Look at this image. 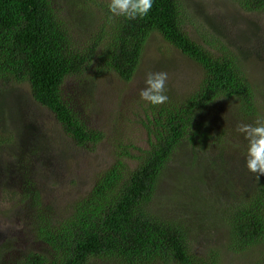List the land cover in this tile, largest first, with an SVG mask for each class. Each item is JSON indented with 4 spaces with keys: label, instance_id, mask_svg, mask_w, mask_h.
Listing matches in <instances>:
<instances>
[{
    "label": "trees",
    "instance_id": "1",
    "mask_svg": "<svg viewBox=\"0 0 264 264\" xmlns=\"http://www.w3.org/2000/svg\"><path fill=\"white\" fill-rule=\"evenodd\" d=\"M232 1L247 13L264 15V0ZM183 5V0H154L148 15L134 20L109 11L103 14L105 25L94 41L80 48L71 40L67 24L78 13L65 12L68 18L64 22L53 0H0V79L10 77L28 85L34 101L53 114L63 134L80 148L97 146L103 134L87 128L65 101L63 85L67 79L101 70L131 82L140 68L145 45L155 33L204 73L199 88L183 100L169 98L165 104L150 105L157 118L149 130L148 148L134 166L116 160L85 196L68 204L64 217L53 219L39 207L30 229L49 248V255L31 253L17 264H217L195 255V236L185 220L171 219V215L156 210L162 207L171 213L164 207L171 204L176 206L173 211L178 208L188 213L200 204L199 199L192 200L191 193L185 196L188 203L182 202L185 197L178 202L162 199L160 187L177 158L187 161L180 162L184 168L190 165L198 172L197 167H203L198 178H186L190 184L195 180L192 189L207 179L209 171L215 176L214 186L224 185L223 174L237 161L231 164L230 156L224 163L223 149L235 142L230 148L247 160L249 142L217 127L228 121L212 120L210 115L220 108L217 114L225 119L234 117L237 128L240 122L249 125L256 119L260 107L244 68L224 52L215 49L223 55L213 54L187 31L192 19ZM223 104L231 107L221 109ZM130 151L126 148L121 152ZM183 152H188L189 158L182 159ZM252 176L250 190L243 194L250 201L231 207L230 217L221 215L232 236L234 252L250 253L264 247V175L261 179ZM208 196L213 197L211 193L203 195L202 205ZM216 205L214 201L205 210L214 211ZM3 254L0 249V257Z\"/></svg>",
    "mask_w": 264,
    "mask_h": 264
},
{
    "label": "rangeland",
    "instance_id": "2",
    "mask_svg": "<svg viewBox=\"0 0 264 264\" xmlns=\"http://www.w3.org/2000/svg\"><path fill=\"white\" fill-rule=\"evenodd\" d=\"M63 14L78 13L67 22L71 40L80 48H86L105 25L103 14L109 12L111 0H53ZM184 8L192 21L187 31L196 36L203 46L213 54L233 57L244 68L254 100L264 118V15L247 13L232 0H183ZM103 29V28H102ZM109 41V38H108ZM107 41V42H108ZM101 51V49H100ZM166 72L168 80L165 94L170 99L183 100L199 88L204 73L199 65L167 43L160 34H152L145 45L144 53L133 80L129 83L113 73L93 70L82 77L69 78L63 85L67 104L77 113L87 128L103 134L102 141L95 147L80 148L68 137L53 114L37 104L28 85L16 83L10 77L0 79V249L4 254L0 264H17L28 254L49 255V248L31 233L32 217L44 208L49 217H64L71 201L85 196L100 174L116 160H124L131 166L137 157L148 148L149 130L155 118L150 112L148 101L139 93L144 89L149 73ZM158 106V105H155ZM228 104L221 109H229ZM220 109V108H219ZM219 109L211 113L212 120L243 140L246 134L235 127L234 117L225 119ZM255 118L249 125H256ZM249 142V140H248ZM229 143L224 149V163L232 157L227 172L223 174L224 185L212 184V173L201 180L197 189H192L187 177L198 178L203 167L194 171L190 165L184 168L181 159L173 160L161 184L162 199L178 202L193 194L199 199L192 211L172 210L176 206L165 204L171 213L156 209L170 218L181 217L194 236L193 252L207 261L217 264H264V247L250 253L234 252L232 236L221 219L222 214L230 217L231 207H239L250 201L244 191L251 186V179L261 176L247 168L246 157ZM130 148L129 154H122ZM181 158H189L183 152ZM227 158V159H226ZM244 162H246L244 164ZM250 190V189H249ZM202 205L203 195L209 194ZM184 201V202H183ZM216 201L214 211L205 210ZM188 203V199L182 200ZM205 210V213L201 212ZM165 213V214H164ZM211 213V214H210ZM233 251V252H232ZM93 264H100L99 262Z\"/></svg>",
    "mask_w": 264,
    "mask_h": 264
},
{
    "label": "clouds",
    "instance_id": "3",
    "mask_svg": "<svg viewBox=\"0 0 264 264\" xmlns=\"http://www.w3.org/2000/svg\"><path fill=\"white\" fill-rule=\"evenodd\" d=\"M154 0H111L109 11L113 15H121L134 20L144 18L152 9ZM168 80L166 72L149 73L146 87L139 93L141 99L152 105L165 104L169 97L165 94ZM239 131L246 134L249 140L247 152V168L252 173L264 175V118H258L256 126L243 125Z\"/></svg>",
    "mask_w": 264,
    "mask_h": 264
}]
</instances>
